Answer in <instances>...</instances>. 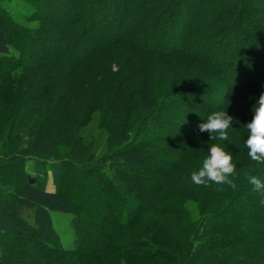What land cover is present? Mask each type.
Listing matches in <instances>:
<instances>
[{
    "label": "trees",
    "instance_id": "obj_1",
    "mask_svg": "<svg viewBox=\"0 0 264 264\" xmlns=\"http://www.w3.org/2000/svg\"><path fill=\"white\" fill-rule=\"evenodd\" d=\"M25 1L38 26L0 6V264H264V197L248 182L264 163L245 147L264 93L255 0ZM221 109L223 142L199 130ZM95 112L101 156L80 132ZM214 143L236 188L191 182ZM52 211L71 216L72 247Z\"/></svg>",
    "mask_w": 264,
    "mask_h": 264
},
{
    "label": "clouds",
    "instance_id": "obj_2",
    "mask_svg": "<svg viewBox=\"0 0 264 264\" xmlns=\"http://www.w3.org/2000/svg\"><path fill=\"white\" fill-rule=\"evenodd\" d=\"M232 117L226 110H216L210 113L203 122L199 124L200 132H208L210 140L219 142L229 139V130L234 128L231 125ZM247 139L245 147L248 149V156L251 160L264 163V93H261L253 105V117L246 124ZM222 143H214L208 147V155L203 159L202 166L191 173V182L196 185L207 186L209 182L217 185H228L236 188L234 178L236 165L232 162L230 150H225ZM248 182L253 190L264 197V179L257 175H249ZM264 203V199L261 200Z\"/></svg>",
    "mask_w": 264,
    "mask_h": 264
},
{
    "label": "rangeland",
    "instance_id": "obj_3",
    "mask_svg": "<svg viewBox=\"0 0 264 264\" xmlns=\"http://www.w3.org/2000/svg\"><path fill=\"white\" fill-rule=\"evenodd\" d=\"M218 1L219 0H213V6L216 5ZM227 1L230 2L227 10H229V11L231 10V12H236L240 6L244 5L243 1H245L247 3L251 0H225V2H227ZM0 2H1L0 6H1L4 14L11 17V19L15 23L21 24L23 26L31 27V28L38 26V22H39L38 17L31 18L30 16H32L35 13L38 14L39 10L34 8L29 2H27L25 0H0ZM211 2H212V0H211ZM250 4H252V6L250 8H251V10H253L251 12V14L253 15L254 20L256 22L262 21L263 22L262 28L264 29V15H263L264 11H260L261 13L257 11V9L264 10V0H255ZM254 6H257V7L255 8ZM59 8L61 9V11L63 10V12L61 13V17H66L67 14L69 13L67 6L59 5ZM65 13H67V14H65ZM203 15L204 16H208V15L211 16V15H213V13L208 12L207 15H205V14H203ZM257 26H259V23L255 24V26L252 24V26H250V27H256V29H258ZM160 28L161 27L159 26V29ZM90 34H91V36H93L92 33H90ZM212 59L217 60L214 57ZM261 62H259V63H261ZM260 69H261V66H259V68L256 70V73H258V70H260ZM209 82H210V85H212V86H218V82L215 79L211 80ZM219 86H222V84ZM254 100H258V98L256 99V97H255ZM52 101L53 100L51 99L50 103ZM41 117H42L41 114L38 117H36V119L34 120L35 124H40ZM80 132L82 135H84L86 138L90 139L94 143V148H95L94 151H95V154L97 156H101L102 154L105 153V151H106V136H105L104 131L99 127V114L97 112H95L92 115V119H91L90 123L87 126L83 127L80 130ZM32 165H33V162H30V163H28V165H26L24 167L25 171L28 173L29 176H33V174H34ZM42 168L44 169L45 166L43 165ZM46 189L48 191H52L54 189L51 174H48V176H47ZM24 215L27 217V213H24ZM51 217H52V224L54 225L55 229L59 233L64 247H66V248L72 247L73 238L71 236L70 227H69L70 226L69 224L71 221V216L67 213H64V212L52 211ZM115 218L116 217L114 216V219ZM113 223H116L115 220H113Z\"/></svg>",
    "mask_w": 264,
    "mask_h": 264
}]
</instances>
